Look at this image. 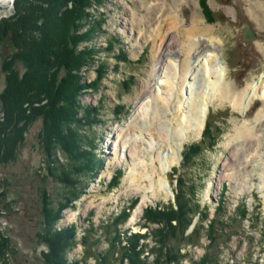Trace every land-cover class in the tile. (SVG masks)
<instances>
[{"label":"rangeland","instance_id":"rangeland-1","mask_svg":"<svg viewBox=\"0 0 264 264\" xmlns=\"http://www.w3.org/2000/svg\"><path fill=\"white\" fill-rule=\"evenodd\" d=\"M39 1L45 9L50 7L48 3ZM16 2H0V22L10 21L17 14ZM30 2L37 4L35 0ZM193 2L91 0L84 9V20L80 21L77 33L86 38L76 41V55L89 52L90 55L85 64L79 60L81 66L76 64L73 67V74L79 77L76 88L82 87L73 94L75 101L72 106L75 104L76 109L69 106L64 113L62 111L63 119L58 117L56 108H50L44 97L49 93L44 90L48 89L46 81L44 85L43 81L42 84L40 82L39 92L31 88L35 90L32 95L24 92L10 107L12 115H18L15 121L20 124L24 121L21 125L23 135L19 139L12 132L10 137L17 139L16 151H12V157H7V160L0 156V193L5 192L6 186V190L9 188L12 194L15 193L13 198L18 192L36 209L24 216L15 211L18 210V201L8 204L4 199V204L10 205L6 211L0 204V239L6 245L0 252V264H50L47 261V254L51 253L50 244L47 239L43 240V236L50 232L61 233L68 239L73 237L65 252L67 264H111L114 262L112 258L118 257L117 251L120 254L121 248H129L128 239L134 236L137 237L136 255L143 264H154L160 239L155 234L158 231L163 234L166 226L150 220L154 219V211L165 210L170 205L177 209L179 178L189 183L188 188L192 189H188L185 195L199 206L198 214L188 220L182 217L179 222L184 227L190 221L185 235L194 232L200 224L199 218L206 216L201 223L200 241L181 244L176 252L179 264H200L207 253L211 254L212 264H264V145L257 143V154L251 149L242 158L238 157L241 147L238 142L230 140L244 117L228 102L215 99L208 107L206 121L215 128L205 137L203 151L187 161L189 166L184 163L185 156L192 144L203 139L207 122L201 135L188 136L180 151V161L167 173L157 172L153 179L137 176L132 183L144 187L136 186L139 191L128 184L133 161L140 166L138 171L149 176L158 167L156 160L153 161L156 154L149 151L144 141L130 139L121 142L115 138L138 115L136 105L151 81L154 63L152 38L160 26L167 29V16L170 17L174 10H179L183 28H190L194 15H199L203 19L202 24L212 27L214 33L221 37L220 56L227 67V83L232 91L239 92L264 72V0L258 14L252 0ZM65 5L70 9L73 2L68 0ZM33 15L30 17L35 18ZM57 24L63 26L60 19ZM36 25L39 26V22L36 21ZM246 27H250L255 35L252 42L243 39ZM19 52L12 40L0 45V96L7 86V74L4 72L7 58H12L10 61H13L19 79L24 80L28 74L27 85L32 86L37 81L38 75L35 76L33 70L27 71ZM55 71L56 77H49L48 74ZM47 75L45 79L48 82L53 83L55 79L54 88L58 90L59 82L61 86L67 71L47 70ZM180 99L177 93L169 106L171 111H176ZM57 102L63 110V100L59 97ZM1 105L0 99V109ZM261 107L262 102L256 101L248 109L246 119L252 125H255L254 117ZM74 130L83 140L75 139ZM259 133L263 135L261 141L264 143V129ZM64 139L67 142H63ZM114 140L117 147L113 145ZM78 150L79 153L81 150L90 154L92 162L85 165L79 162ZM163 150L167 153V146ZM252 157L256 159L252 160ZM215 175H221L223 179L218 188H213V195L205 198L208 183ZM159 178L165 181V189L153 195L150 188L152 184L153 189L158 187ZM76 180L79 184L75 187ZM144 197L146 205L133 221ZM242 211L247 214L244 213L245 217ZM66 212L76 217L65 221ZM219 213L220 217L217 216ZM214 218L218 220L213 225L216 232L210 237L208 231ZM171 224L174 226L177 222L172 221ZM51 239L48 237L49 242ZM168 243L176 245L173 240ZM51 254L48 255L50 262L55 258L53 254L52 259ZM123 262L128 264V260ZM160 264L168 263L160 260Z\"/></svg>","mask_w":264,"mask_h":264},{"label":"bare ground","instance_id":"bare-ground-1","mask_svg":"<svg viewBox=\"0 0 264 264\" xmlns=\"http://www.w3.org/2000/svg\"><path fill=\"white\" fill-rule=\"evenodd\" d=\"M181 1L183 0H178V2ZM186 1L194 3V0ZM2 2L11 3L12 0H2ZM252 4L254 11L258 14L263 4L262 0H252ZM174 11L171 12L170 17L167 16V29L160 26L156 36L152 38L154 63L150 74L151 81L147 84L141 100L136 105V114L138 115L134 116L135 119L131 120L129 127H125L123 133L115 137L117 141L120 139L121 142L130 139L136 142L144 141L147 143L149 151L156 154L153 161L156 160L158 167L152 168L153 171L149 176L138 171L140 166L133 161L134 166L132 165L130 171L132 174L127 178L130 182L128 184L131 186H128L130 188L134 186V190L138 191L140 188L136 186L144 188L141 185L133 184L138 175L145 179H153L154 174L157 172L165 174L180 161V151L184 142L187 141L189 135H201L207 122V109L215 99L228 102L235 111L244 117L243 123L235 127V134L230 140V142H238V146L241 147L238 157L242 158L251 149L253 153L257 154V143L260 146L264 145L261 141L263 135L259 133L264 129V72L257 79L248 82L239 92L232 91L227 83V67L220 56L221 37L214 33L212 27L204 26L203 19L199 15H194L190 28H183L179 10ZM124 22L128 23L126 20ZM131 23L133 25V22ZM177 93L181 99L178 101L176 111L173 112L169 106ZM256 101H261L262 107L256 112L255 125H252L246 117L248 109ZM113 145L117 147L115 140ZM165 146L168 148L167 153L163 150ZM118 152L120 153L121 150L119 149ZM251 159L256 158L252 157ZM223 176L225 177V175ZM222 179L221 175L214 176L208 183L205 198L213 195V188H218ZM153 186L152 184L150 189H152L153 195H156L165 189V181L159 178L157 180L158 187L153 189ZM145 205L146 197L143 198L139 208L135 211L133 221ZM74 217L76 216L66 212L64 219L70 221Z\"/></svg>","mask_w":264,"mask_h":264},{"label":"trees","instance_id":"trees-1","mask_svg":"<svg viewBox=\"0 0 264 264\" xmlns=\"http://www.w3.org/2000/svg\"><path fill=\"white\" fill-rule=\"evenodd\" d=\"M38 1L39 0H35L37 4H32L30 0H17V14L10 21L0 22V45L2 44V42L12 40L14 47L20 49L19 54L24 59V65L27 71L33 70L34 75H38L35 84L33 83L32 86L31 84L30 86L27 85L28 74H25L26 78L24 80L19 79L18 74L15 72L16 70L13 68V61H10L12 58L10 60L9 58H7V65L4 66V72L7 74V86L5 87L4 92L0 96L2 103V108L0 109V156L4 158L3 160H7V157L9 156L12 157V151H16L17 139H15L14 137H10L11 133L13 132L14 136L19 137V139H21L23 135L21 125H23L24 121H21L22 124H20L18 120L15 121L16 118L18 119V115H12L13 112L11 113L10 110V107L15 103L19 96L24 92H26L25 94L29 93L30 95H32L35 90L39 92V90L41 89L38 87L40 85V82L42 84L43 81L44 85V81H46L45 83L48 85V89L44 90H48L49 93L48 95H44V97L47 98L49 102L48 106L50 108H56V112H58L57 116H62L61 118L63 119V113L65 112L64 109H68V107L72 106L75 101V96L73 97V94L75 93L74 91H77L79 88H82L81 86H78V88H76V85L79 83V77L76 74H73L75 71V68L73 67L74 65L76 66V64H79V60H83V64H85L86 58H88V56L90 55V52L86 53L85 55L79 53L76 55V41L79 38L85 37L84 35H79L77 33L79 31L80 21L84 20V9L90 5L91 0H71L73 2V7L70 9L66 8L65 5L68 0H40L41 3H48L50 5L48 9H45L42 5H39ZM30 11L31 14H29ZM31 15H33V17L35 18H31ZM58 19L61 20L63 26L61 24H57ZM36 21L39 22V26L36 25ZM81 63L79 64V67L81 66ZM62 69L67 71V76L62 79L61 86L59 82L58 90H56L54 88L55 79L53 78V83H50L48 82V80L45 79V77H48V75H50L49 77H56V71L53 74L51 73L47 75V70ZM40 70H43V73ZM31 88H35V90H32ZM40 94L42 93L40 92ZM59 97L65 103V108H63V110H61L62 108L59 107L60 104H58L57 102V98ZM72 107H74V110L76 109L75 104ZM207 123L208 126L204 132L203 139L198 142L199 144L195 143L189 147L190 151L185 156L186 161L184 160L186 166H189V164H187V161L192 158H195L201 153V151H203L204 146L202 144H204L205 142V137L211 134L215 128L211 122L208 121ZM72 133L76 136V140H83L82 136L78 135L75 130L72 131ZM67 137L70 138V136L68 135ZM63 142H67V139H64ZM73 149H75V147ZM77 156L78 159L80 157L79 161L84 165L85 163L92 162L91 155L88 154L86 151L84 152L80 150L79 153L78 150ZM118 173L119 174L117 175H120V172ZM178 182L180 186L178 187L176 194L177 209H175L173 205H170L165 208V210L163 209L161 211H154V219L150 220L157 223L159 222L160 224H163V226L166 227L169 226L167 227L169 228L168 230L165 227L163 234H161L162 231H158L155 234L157 237L159 236L160 239L157 238L159 240V246L157 248L158 250H156L158 258L157 262L154 264H160V260L164 262L165 260H167L168 264L174 262L175 264H179V257L175 254L181 248V244H196L200 241L202 237L201 230L203 229L200 228L201 223L204 222L203 220L206 216H201L199 218L200 224H198L197 229L189 235H185V232L187 226H189L190 221H188V224L184 227L183 225L181 226V224L179 223L182 221V217L183 219L185 218L186 220H188L193 218L195 214H198L199 206L197 203L193 204V201L187 198L188 195H185L188 189H192L188 188L189 183H186L183 179L180 178L178 179ZM78 184L79 183L76 180L75 187ZM220 211H222V208H220ZM242 212V216L245 217L246 213L244 211ZM220 215V213L217 214L218 217H220ZM217 219L214 218V220L212 221V228H210L208 231V233H211L210 237H212L213 234L216 232L214 231L213 225ZM172 221H176L177 224L173 226L171 224ZM47 222H49V220ZM220 223L224 224L223 222ZM47 225L49 226L48 223ZM166 232L169 233V235H166ZM167 236L168 238L166 239ZM43 237V240L46 241L47 239V242L50 244V252L52 253L50 254L52 259L53 254L55 256V258L50 262L48 257V255L50 254H47V261L50 264H67L65 260V252L67 247L70 246L71 239L73 237L68 239L67 236H64L61 233L51 232L45 234V236ZM48 237L49 239L52 238L50 240L51 243L48 241ZM172 240L175 241L176 245H170L168 243L172 242ZM212 241L213 239H211V242ZM128 242L130 243L129 248H121L120 254L117 251V258H114L112 255V259L114 262H112L111 264H124L123 260H128V264H143V261H141L136 255L135 248L137 245V237L134 236L133 238H129ZM5 246L6 245L3 243V240L0 239V252L4 250L3 248ZM210 256L211 254L207 253V257L205 259H202L200 261V264H212L209 259ZM181 257L184 258L183 256Z\"/></svg>","mask_w":264,"mask_h":264},{"label":"flooded vegetation","instance_id":"flooded-vegetation-1","mask_svg":"<svg viewBox=\"0 0 264 264\" xmlns=\"http://www.w3.org/2000/svg\"><path fill=\"white\" fill-rule=\"evenodd\" d=\"M5 186V185H4ZM5 192H1L0 193V204L2 205V208L4 211L9 210V206H6V204H4L3 200L5 199L8 204H12V203H16L18 201V206L16 207L18 210L19 214H24V216H26V214H31L32 212H34V206L32 204H30V202L24 197H22L18 192H17V196L15 198H13L15 195V193H11L12 189L7 188L6 190V186L5 189L3 190ZM7 191V192H6ZM12 197V200H9ZM15 207L13 208V210L11 211V213L14 212Z\"/></svg>","mask_w":264,"mask_h":264},{"label":"water","instance_id":"water-1","mask_svg":"<svg viewBox=\"0 0 264 264\" xmlns=\"http://www.w3.org/2000/svg\"><path fill=\"white\" fill-rule=\"evenodd\" d=\"M255 38V35L253 34L252 30L250 29V27H246V30H244L243 33V39L246 42H252Z\"/></svg>","mask_w":264,"mask_h":264},{"label":"clouds","instance_id":"clouds-1","mask_svg":"<svg viewBox=\"0 0 264 264\" xmlns=\"http://www.w3.org/2000/svg\"><path fill=\"white\" fill-rule=\"evenodd\" d=\"M0 2H2V0H0Z\"/></svg>","mask_w":264,"mask_h":264}]
</instances>
